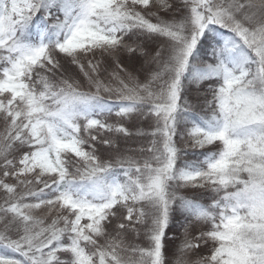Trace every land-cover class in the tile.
Returning a JSON list of instances; mask_svg holds the SVG:
<instances>
[{
  "label": "snow or ice",
  "instance_id": "6c2138e0",
  "mask_svg": "<svg viewBox=\"0 0 264 264\" xmlns=\"http://www.w3.org/2000/svg\"><path fill=\"white\" fill-rule=\"evenodd\" d=\"M0 264H264V0H0Z\"/></svg>",
  "mask_w": 264,
  "mask_h": 264
}]
</instances>
